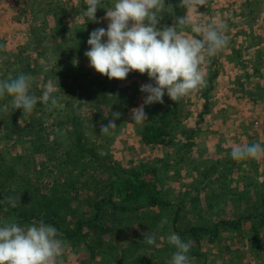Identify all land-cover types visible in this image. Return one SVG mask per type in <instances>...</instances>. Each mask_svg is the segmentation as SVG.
<instances>
[{
    "label": "trees",
    "instance_id": "16d2710c",
    "mask_svg": "<svg viewBox=\"0 0 264 264\" xmlns=\"http://www.w3.org/2000/svg\"><path fill=\"white\" fill-rule=\"evenodd\" d=\"M159 3V17L171 22L175 31L182 29L183 24L177 23V19L186 13L185 0H158ZM37 4H47L46 13L57 24V37L61 43L57 44V48L60 51L55 49L56 44L48 38L50 31L44 32L46 27L36 28L32 33L36 32L37 43L41 42L37 37L41 38L42 32L45 34L43 40L46 39L47 44L43 48L52 49L53 56L57 58L56 65L51 68L27 65L22 59L24 51L21 50L18 56L15 55L14 63H5L1 67L0 79L15 77L19 73L30 75V92L37 97L41 96L44 85L51 80L55 86L53 94L58 99V106L45 105L38 100L31 112H22L11 105L9 95L5 93L0 96V131L3 132L0 133V143L16 141L25 146L23 151L14 156L6 157L0 153V224L16 222L21 227H27L43 221L56 227L59 238L77 249L75 252L80 255L79 264H91V260L100 255L105 264H113L117 260L120 264H168L175 248L166 239L158 241L160 247L152 246L149 254L146 251L137 254L142 245L130 240L127 242L128 237H125L122 245L118 246L120 238L113 237L115 232H122L132 223L139 222L144 226L148 218L157 221L152 215L156 209H160L159 214L163 211V217H167L163 223V233L174 231L183 240L190 242V262L207 264L209 252H204L202 245L205 238L215 245L212 248L227 254L232 249L218 247L217 242L224 237H239L243 234L244 244L255 251L264 240V192L250 191L247 188L252 187L250 181L244 187L236 186L232 189L233 181H227L230 169L226 170V166L230 163L236 165L233 163L236 160L231 162L228 159H217L205 173L209 179L205 185H211L212 188L204 197V205L202 202L200 204V198L196 196L188 202L181 201L174 211L169 209V201H164L163 192L156 185V177L155 180L147 179L142 176V170L123 168L113 161L108 152L103 151L99 141L111 129L101 134V126L107 124L108 120L120 122L122 114L129 113L137 106L140 99L137 85L146 80L135 71L123 81L110 80L89 65L84 67L77 63V55L71 49L66 50L63 44L66 41L74 43L77 52L85 53L89 47V33L96 29L93 21L87 17V25L72 33L69 32V25L64 23L65 11H58L47 0H39ZM244 6L248 9L241 10L232 27H240L242 20L254 14L250 0H244ZM40 11L45 12L44 9ZM230 17H227V22ZM247 45L244 47L245 52L235 48L232 53L238 59L244 54V58L249 57L255 47ZM263 54L261 49L253 56L255 59L246 60L248 67L251 65L253 68L251 74L245 73L247 78H251L249 81H252L249 82L247 94L257 101L264 100V76L261 74V78H257L258 72L262 71ZM218 75V71L209 70V82L214 83ZM129 76L141 80L133 77V83L127 85ZM236 81L243 83L241 77ZM74 94L75 100L82 105L88 106L90 110L96 106L107 117L102 119L103 115L98 114L96 119L92 118L94 120L91 123H95L93 128L90 121L77 112V105L70 102ZM181 103L178 99L145 106L146 119L141 131L145 144L169 146L175 142L176 123L185 115L189 116ZM205 112H208V105H205V111L200 117ZM218 163L225 167L216 178L211 179L216 167L220 165ZM150 171L154 173L156 169L152 167ZM9 197L15 199V206ZM228 205L235 211L232 212ZM227 209L229 214L224 216L229 217L218 218ZM209 216L216 218L211 220ZM156 225L154 223V227ZM104 255H109L111 260L108 261L109 258Z\"/></svg>",
    "mask_w": 264,
    "mask_h": 264
},
{
    "label": "rangeland",
    "instance_id": "374dc122",
    "mask_svg": "<svg viewBox=\"0 0 264 264\" xmlns=\"http://www.w3.org/2000/svg\"><path fill=\"white\" fill-rule=\"evenodd\" d=\"M38 1L0 0V77L4 64L14 63L15 55L18 56L21 50L24 51L21 55L27 65L36 64L37 67L49 66L50 68L56 65L57 58L53 56L52 49L43 48L47 44V40H43L45 34L42 32L41 38L40 36L37 37V39H41V42L37 43L36 32L32 33L36 28L43 29L41 27H46L44 32L50 31L48 38L53 40V44H56L55 49L60 51V48H57V44H61L57 37V24L53 22V17L46 13L47 4L40 6L37 4ZM47 2L57 7L58 11H65L64 23L69 25V32L73 33L76 29H82L83 26L87 25V17L83 15V10L87 7V0H47ZM185 3L187 10L183 17L186 18V23L177 32L189 38H202L203 34L194 31V28L206 27L210 23H215L221 26L227 39V46L225 45L221 50H218L213 56L204 54L200 69L203 72L205 83L198 90L180 98L181 104L185 107L184 111L189 112V116L185 115L176 123L174 128L175 142L169 146H153L145 144L142 140L141 131L145 121L139 119L138 112H134V110L142 105L144 106L143 110L145 106L156 105V103L144 104L147 94L142 93L140 87L143 84L153 83L148 79L146 73L142 75L143 80L146 81L137 85L138 96L140 97L137 106L129 113L122 114L120 122H115L116 127L111 128L108 135H104L106 138L102 135L103 137L99 141L103 145V151L108 152L113 161L121 167L135 171L142 170V176L147 179L155 180L156 177L158 179L156 185L162 190L164 201H169V209L174 211L178 209L177 205L181 201L188 202L189 199L196 196L200 198V204L202 202L204 205V197L212 188L211 185H205L209 181L205 173L212 168L217 159H228L227 161L233 162L230 151L234 145H248L256 142L264 144V126L255 125V122L264 116V105L255 106L250 102V97L241 91L242 87L243 91L246 88L249 89V82H252L249 81L251 78H247L248 75L245 74L252 71L251 65L248 67L246 63L248 57L244 58V54L241 59L236 61L235 64L237 65L232 64V57L236 56L232 53L235 48L243 53L245 52V45L255 47L251 50L252 53L249 58H253L259 49L264 51V0H250L254 14L248 15V18L242 20L241 23L243 24L240 27H232V24L240 16L241 10L248 9L244 6V0H185ZM112 6L113 0H99V9L96 12L97 19L93 21V27H107L108 21L105 19V14L106 10ZM160 8L159 3V7L155 11L158 18L157 27L162 29V27L171 26V22L168 23L167 19L159 17ZM41 9H44L45 12L40 11ZM235 14L236 17L233 18ZM230 15L231 17L227 22L226 19ZM43 23L45 24L43 25ZM63 45L66 50L71 49L72 53L77 55V63H81L84 67L89 65L88 58L84 53L77 52L74 43L66 41ZM209 70L219 73L214 83L208 80ZM130 77H128L127 85L133 83L134 76ZM238 77L243 79V83L236 81ZM134 79L141 80L139 77H134ZM244 79L247 81L245 82ZM246 83L247 85H245ZM209 88L211 90L205 93ZM235 90L238 91L237 94H235ZM75 97L76 94L72 99H68H71L70 102L73 105H77V112L90 121L93 128L95 123H91L94 120L92 118L95 117L96 119L98 114L103 115L102 119L107 117L96 106L90 110L88 106L75 100ZM235 97H241V99ZM167 100L173 101L165 94L163 102L166 103ZM205 105H208V112L200 117V114L205 111ZM0 133L3 134L1 131ZM24 148L23 144H17L16 141L0 143V153H4L6 157L16 155ZM233 163L236 165L230 163L226 166V170L230 169L227 181H233L231 183L232 189H235L236 186L244 187L248 183L247 181H250L252 187H247L250 191L264 192V155L258 158L236 160V163ZM218 164L220 165L216 167L211 179L216 178L225 167L221 163ZM152 167L156 169L155 174L150 171ZM228 207L232 212L235 211L232 206L228 205ZM159 210L156 209L152 215V218H156L157 221L153 222L148 218L144 221V226L138 224L139 222L132 223L126 226L122 232H115L113 237L120 238L118 246L122 245L123 238L128 237L127 242L130 240L142 245L137 254L144 251L149 254L152 246L158 245L160 247L158 241L167 240L169 234L165 231L163 233L165 226L163 223L167 217H163V211L159 214ZM226 214H229V209L225 210L218 218L229 217L228 215L224 216ZM209 218L212 220L216 216H209ZM154 223L157 224L155 227ZM150 231L156 237V243L151 245L144 240ZM244 239L245 235L241 234L239 237H224L220 242H217L218 245L216 246L218 247L226 250L232 249L227 254L212 248L215 245L207 241V238L203 239V251L209 252L206 263L264 264V250H260V248H264V240L254 251L246 243L244 244ZM148 249L150 250L147 251ZM75 251H77L76 248L73 249L69 243L64 242V249L58 258V264H79L80 255ZM104 257L109 258L108 261L111 260L109 255H104ZM117 263L120 264L118 260L113 262V264ZM91 264L105 263L100 255L96 259H92ZM190 264L196 263L190 262Z\"/></svg>",
    "mask_w": 264,
    "mask_h": 264
},
{
    "label": "clouds",
    "instance_id": "9594fccd",
    "mask_svg": "<svg viewBox=\"0 0 264 264\" xmlns=\"http://www.w3.org/2000/svg\"><path fill=\"white\" fill-rule=\"evenodd\" d=\"M99 0H87L83 15L96 21ZM158 0H113V6L106 10L107 27H98L89 33L88 49L84 55L89 66L108 79L123 81L131 72L147 74L153 83L143 84L146 93L144 104L163 103L165 94L176 101L204 83L200 64L204 54L213 56L227 43L220 25L210 23L206 27H196L202 38H189L175 31V26L157 27L156 9ZM177 23H186L179 17ZM30 75L19 73L15 77L0 79V96L5 93L11 97V105L31 112L37 101L45 105L58 106L53 94L54 84L49 80L44 85L40 97L30 92ZM60 87V86H59ZM144 106L134 110L139 119H146ZM116 124L108 120L101 126V134L109 132ZM264 155V144L259 142L231 148L234 160L258 158ZM15 206V199L9 197ZM155 244L156 237L151 231L144 239ZM174 246L168 264H190L188 255L191 244L177 233L167 236ZM64 249V241L59 238L56 227L41 221L38 225L21 227L16 222L0 224V264H58Z\"/></svg>",
    "mask_w": 264,
    "mask_h": 264
},
{
    "label": "crops",
    "instance_id": "0c3cea01",
    "mask_svg": "<svg viewBox=\"0 0 264 264\" xmlns=\"http://www.w3.org/2000/svg\"><path fill=\"white\" fill-rule=\"evenodd\" d=\"M261 49H259L257 52H259ZM256 55V52H255V54H254V56ZM249 58V57H248ZM249 59H251V58H249ZM238 60V58H237V56H234V57H232V64H234V65H237V64H235V63H237L236 61ZM262 67V71L261 72H258V74H257V78L259 77V79L261 78V74L264 76V67H263V65L261 66ZM260 67V68H261ZM252 68V67H251ZM251 72H253V68H252V71ZM250 73V72H249ZM251 74V73H250ZM262 76V77H263ZM242 87V86H241ZM244 94H247L248 92H249V89L248 88H246L244 91H243V87H242V90H241ZM238 93V91L237 90H235V94H237ZM248 95V94H247ZM249 97H250V99L249 100H251L250 102H252L255 106H260V105H264V100H262V99H260V100H253V98L250 96V95H248ZM242 97V96H241ZM241 97H235V98H237V99H241Z\"/></svg>",
    "mask_w": 264,
    "mask_h": 264
},
{
    "label": "built area",
    "instance_id": "2783aa9c",
    "mask_svg": "<svg viewBox=\"0 0 264 264\" xmlns=\"http://www.w3.org/2000/svg\"><path fill=\"white\" fill-rule=\"evenodd\" d=\"M255 125L260 127V126H264V116L260 117L256 122Z\"/></svg>",
    "mask_w": 264,
    "mask_h": 264
}]
</instances>
